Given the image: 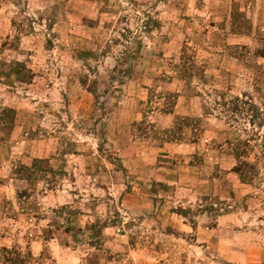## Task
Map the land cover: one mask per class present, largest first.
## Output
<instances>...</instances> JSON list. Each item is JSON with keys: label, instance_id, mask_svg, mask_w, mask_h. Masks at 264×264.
I'll list each match as a JSON object with an SVG mask.
<instances>
[{"label": "rangeland", "instance_id": "374dc122", "mask_svg": "<svg viewBox=\"0 0 264 264\" xmlns=\"http://www.w3.org/2000/svg\"><path fill=\"white\" fill-rule=\"evenodd\" d=\"M0 9L11 21L8 36H0V94L6 89L19 113L57 116L18 138L57 136L56 153H97L119 171L113 190L79 193L71 186L74 192L61 193L62 173L47 160L37 163V181L16 191L23 219L0 223V243L7 233L13 240L10 257L0 251V264H16L19 254L26 264H231L220 255L230 234L219 232V218L251 208L264 220V0H0ZM57 59L75 60L66 71L91 95L85 120L69 111L66 95L59 111L46 101L29 106L35 77L61 75ZM20 61L27 82L13 73ZM17 113L13 122L0 121V141L10 140ZM115 115L126 133L121 142H148L158 164L194 173L200 186L209 181L193 207L186 201V208L163 209L158 198L155 208L134 209L125 199L131 181L107 137ZM239 141L249 143L243 160L257 166L247 184L233 171ZM21 191L28 197L19 201Z\"/></svg>", "mask_w": 264, "mask_h": 264}, {"label": "crops", "instance_id": "0c3cea01", "mask_svg": "<svg viewBox=\"0 0 264 264\" xmlns=\"http://www.w3.org/2000/svg\"><path fill=\"white\" fill-rule=\"evenodd\" d=\"M9 29L11 30V21L5 16V11L0 9V36L7 37ZM73 37L74 35L69 37V41L73 42L75 40ZM25 39L34 40L33 37H25ZM74 62V59H64L63 62H59L57 59L56 63L61 68V75L50 73L45 74L43 77H35L33 83L29 86L30 91L28 93L29 95L33 94L35 99H33L34 103L29 106H33L32 108H35L34 106L40 107L43 104L42 102L46 101L53 112L62 107L60 102L63 100V95H66L69 111L74 117L82 120L87 119L92 108L91 95L86 89L82 88L75 73L66 71ZM29 67L34 69V66L29 65ZM47 80H50L48 84L46 83ZM9 95L11 94L6 89L1 88L0 98L3 100V106H10L18 112L15 131L12 133L10 140L0 141V177L4 178L3 181L0 179L1 224H17L24 216L18 208L19 203H17L15 195L17 190L27 187L28 181L13 175L12 170L17 165L32 167L36 160H47L53 168V172L62 173V176H64L65 180H62V183L65 181V185L61 186L59 184L60 187L56 190L61 193H72L74 190H79V193L88 191L100 193L104 190V186H107L108 190L119 187L118 183H113L118 178L116 175L119 174V171L111 170L112 163L108 162L106 158L103 159L97 153L90 155L77 149V152L66 151L58 154L56 153L57 145H59L61 138H57V136L45 138V140L42 137L32 138L31 140L24 139L22 136L18 138V132L21 135L22 131H28V129L36 131V129H39V125L44 127L48 116L53 119L57 116L53 112L51 115L46 114L42 118L35 119L32 113L30 115L31 109L28 108H25V113H19L20 109L17 108V105H9ZM15 99H11V102ZM133 111L135 112V110ZM109 123L108 141L113 142L112 148L118 150L123 168L131 181L132 188L126 194L125 199H128L134 209L144 208V206L155 208V203H158L159 200H161L160 205L163 209L168 207L186 208V201L188 206L193 207L192 201L198 199L201 190L204 188L206 190L210 189L208 180H202L203 185L200 186L197 183L198 178L190 171L184 174V172L177 170V166L166 167L158 164L159 155L156 154L155 147L150 143L136 141L133 138L134 136H131L134 141L130 144L121 142L126 133H124V126L122 128L116 115ZM131 129L132 123L129 127V133H131ZM62 140L64 144L69 143L65 142L64 139ZM177 154L183 153L177 151ZM99 159L104 160V163H100ZM66 175L70 179L73 178V181H68V178H65ZM110 181L112 182L110 183ZM205 182L207 185L204 184ZM154 183L159 185L158 190H155ZM71 186L74 190L71 189ZM167 190H169V196H166ZM177 191L182 194V197H178L179 193ZM52 193H54V190L48 192V197H53ZM175 195L176 198H179L178 202L173 201ZM60 196L61 194L58 195V197ZM185 196H187L186 199ZM158 198L159 200L155 201ZM56 200L61 202V199ZM71 203L69 201L67 204ZM135 212H139V210ZM252 212L256 213L251 208H244L242 212L232 211L219 218V224L217 225L219 232L230 234V240H227L228 243L223 242V251L219 250L221 251L220 255L231 264H264V220L258 219ZM173 215L176 218L182 217ZM202 217L208 220L209 212H204ZM213 231H216V229H213ZM7 234L5 238H1V246L8 247L12 244L11 235Z\"/></svg>", "mask_w": 264, "mask_h": 264}, {"label": "trees", "instance_id": "16d2710c", "mask_svg": "<svg viewBox=\"0 0 264 264\" xmlns=\"http://www.w3.org/2000/svg\"><path fill=\"white\" fill-rule=\"evenodd\" d=\"M236 15L237 16L234 17L235 21L233 24H236V26H237V24L241 20L242 14L240 12H238ZM19 41H20V39H19ZM260 54L262 57H264V52H262ZM15 66H16L15 67L16 69H14L13 73H14V75L17 76V80L22 81V82H27V78H26L27 67H26V65L22 62H17ZM30 80L32 81L33 77ZM256 106H257L256 104L250 103V109H256L257 108ZM235 109H239V104H237ZM15 117H16V111L14 109L4 107L1 111L0 121L3 122V121H7L9 119V121L11 120V122H13ZM181 120L186 121V120H188V118H182ZM247 147H249L248 142L239 141V144L237 146H235V148L233 149L234 153L232 154L237 161V165H236V167H234L233 171H234V173H236L239 176L240 180L245 184L252 181L254 176L257 174V166H255V164H253L252 162H250L248 160H243V154L245 153V151L247 152V149H248ZM241 150H243V153L241 152ZM39 162L41 163L42 160L37 161L32 167H27V166L21 165L20 167H18L14 171V173L20 179H24L28 182H33V180L37 181V178H34V177L36 174V172H35V168L37 167L36 164ZM25 197H28L26 191L18 192L17 200L22 201V199H24ZM0 251L4 252L9 257L12 254V251L6 247L0 248ZM30 255L32 256L31 253H30ZM9 257L6 258L8 260V262H13L12 259ZM18 257H19L17 259L18 262H16V264H26L28 262V257L21 258L20 254Z\"/></svg>", "mask_w": 264, "mask_h": 264}]
</instances>
